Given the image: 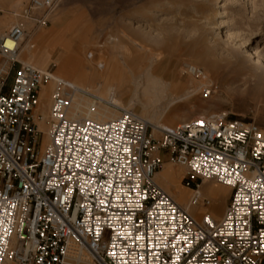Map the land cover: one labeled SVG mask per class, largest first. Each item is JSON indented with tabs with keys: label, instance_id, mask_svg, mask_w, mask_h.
I'll list each match as a JSON object with an SVG mask.
<instances>
[{
	"label": "built area",
	"instance_id": "built-area-1",
	"mask_svg": "<svg viewBox=\"0 0 264 264\" xmlns=\"http://www.w3.org/2000/svg\"><path fill=\"white\" fill-rule=\"evenodd\" d=\"M57 1L28 0L33 34ZM26 36L22 22L0 34V264H264L263 128L223 113L151 125L22 60ZM183 68L212 93L200 68ZM75 94L117 116L72 111ZM165 161L185 169L191 206L211 207L204 181L228 187L221 217L195 218L160 187Z\"/></svg>",
	"mask_w": 264,
	"mask_h": 264
},
{
	"label": "rangeland",
	"instance_id": "rangeland-1",
	"mask_svg": "<svg viewBox=\"0 0 264 264\" xmlns=\"http://www.w3.org/2000/svg\"><path fill=\"white\" fill-rule=\"evenodd\" d=\"M27 4L28 0H0V34L19 22L26 29L21 59L25 60L28 43L32 48L34 45L33 51L44 50L43 44L35 41V34L47 32L46 54L35 63L39 68L52 67L56 75L100 98H110L151 125L172 127L223 113L229 120L264 129V94L252 88L254 83L248 77L262 71L254 65L258 59L264 62V0H58L47 25L34 34L26 17ZM103 50L107 56L101 55ZM76 51L88 67L84 82L59 68L65 55ZM36 53L34 58L38 59ZM101 61L105 67L111 61L120 66L133 61V78L106 88L105 73L96 80L90 77L91 68L98 72ZM184 63L205 73L212 83L209 96L202 95L201 82L184 72ZM47 94L45 87L41 93L45 111ZM174 97L181 98L171 103ZM96 105L113 114L111 118L116 117L115 110ZM184 172V168L165 161L156 179L187 208L191 191L183 186ZM200 189L212 205L189 206L190 214L199 218L212 212L221 217L230 189L215 181L203 182Z\"/></svg>",
	"mask_w": 264,
	"mask_h": 264
},
{
	"label": "bare ground",
	"instance_id": "bare-ground-1",
	"mask_svg": "<svg viewBox=\"0 0 264 264\" xmlns=\"http://www.w3.org/2000/svg\"><path fill=\"white\" fill-rule=\"evenodd\" d=\"M49 39L50 38L48 37L46 40H49ZM77 51L75 53L74 52L68 53L66 55L65 59L64 60H61V62H60V69H62L65 73H67V75L73 76V78L76 81L84 82L86 80V75H87V69H88V67H87V64L83 63L82 55L80 53H77ZM37 53L39 54V55H37V57H39V58L38 59L35 58V59H36V61L39 62L40 59L43 56H45L46 53L40 54V50ZM132 63H134V62L133 61H131L130 63L126 62V63L123 64V66H120L118 63H116L114 61H111L106 66V71L105 72H102V75H103V73H105V76H104V79L103 80H104V83L106 85V88H108L109 85L112 84L113 82H118L120 84H126V83H128L130 81V78L131 77L133 78V71L134 70L132 71L131 70V67H130V65ZM32 65H34V64H32ZM254 65L257 68H261L262 71H260V73H252L251 72L248 75L249 81L252 82V83H254V85L252 86V88H256L261 93L264 94V70H263V68H264V66H263L264 65V62H262V61H260L258 59L254 63ZM125 67H127L128 69L127 68L124 69ZM127 71H129L130 74H128ZM247 82H248V80L246 81V83ZM76 87L79 88L78 86H76ZM79 89H82V88H79ZM82 90L91 93L88 89H82ZM249 90H252V89H249ZM83 97L84 96H82L80 94H75L74 95V102H73V105H72V111L73 110H76V111H79L80 114H84V113L87 114L90 111V108L93 106L94 107L93 112L88 113L91 118L101 121V120L110 119L113 116V114L109 113L107 109L100 108L96 104H94V102L89 101V99L88 100L87 99H84ZM180 98L181 97H176V98L174 97L171 100V103L180 100ZM40 128H42V124H40ZM158 172L155 174V180H156V182H157L156 176H157ZM207 181H210V180H207ZM157 184L159 185L158 182H157ZM167 193L171 197H173L169 192H167ZM180 206H182V205L180 204ZM189 206H191V205L188 204V207L187 208H184L183 206H182V208H184L185 210H187L190 213L191 212V208L189 209ZM9 263H11V262H9Z\"/></svg>",
	"mask_w": 264,
	"mask_h": 264
},
{
	"label": "crops",
	"instance_id": "crops-1",
	"mask_svg": "<svg viewBox=\"0 0 264 264\" xmlns=\"http://www.w3.org/2000/svg\"><path fill=\"white\" fill-rule=\"evenodd\" d=\"M49 37V34L47 33V32H37V34H35V38H36V42L39 44V46H42V44H43V46L44 47H46L47 45H46V43L47 42H49V40H46L47 38ZM65 47V46H64ZM33 48H34V45H33ZM32 45H31V47H28V46H25L24 47V49H27V53L25 52V54H23V56L25 57V62H28V63H32V64H34L35 66H37L38 67V65H36V64H38L39 62L38 61H36V59L34 58V55H35V53L37 52V51H39L40 50V54H43V53H45L46 52V48H44V50H42V48L40 47L38 50H36V51H33L32 49ZM42 50V51H41ZM44 51V52H43ZM67 55V54H66ZM65 55V56H66ZM101 55L102 56H107V51H102L101 52ZM64 56V57H65ZM64 59V58H63ZM62 59V60H63ZM23 60V59H22ZM110 61V60H109ZM36 63V64H35ZM109 63V62H108ZM108 65V64H107ZM106 65V66H107ZM40 67V66H39ZM43 68V67H42ZM60 68V67H59ZM105 69H106V67H105V64H104V62H100V64H99V69H98V72H96V73H94V71H93V69L91 68V74H90V77H92V79L94 80H96V79H98V78H100V76L102 75V72H104L105 71ZM61 70V72H63L65 75H67V73H65L62 69H60ZM68 76V75H67ZM169 172V171H168ZM175 172V171H174ZM170 173H172V172H169V174ZM168 179V178H167ZM179 179V178H178ZM4 264H12V263H9V262H5Z\"/></svg>",
	"mask_w": 264,
	"mask_h": 264
}]
</instances>
